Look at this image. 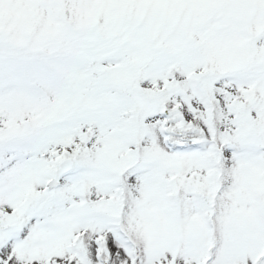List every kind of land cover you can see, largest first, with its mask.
I'll return each mask as SVG.
<instances>
[{
	"label": "snow or ice",
	"instance_id": "snow-or-ice-1",
	"mask_svg": "<svg viewBox=\"0 0 264 264\" xmlns=\"http://www.w3.org/2000/svg\"><path fill=\"white\" fill-rule=\"evenodd\" d=\"M0 264H264V0H0Z\"/></svg>",
	"mask_w": 264,
	"mask_h": 264
}]
</instances>
